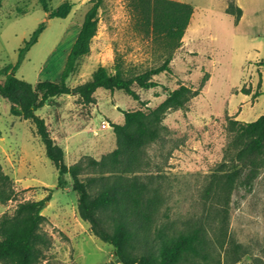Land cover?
<instances>
[{
  "label": "rangeland",
  "instance_id": "374dc122",
  "mask_svg": "<svg viewBox=\"0 0 264 264\" xmlns=\"http://www.w3.org/2000/svg\"><path fill=\"white\" fill-rule=\"evenodd\" d=\"M60 1L54 0V4ZM71 1L74 5L70 14L62 18L49 17L38 0H0V70L18 61L25 39L42 21H47L16 74L33 85L44 80L58 81L91 6L90 0ZM180 1L195 6L192 29L174 52L172 72L154 78L171 89L185 84L199 93L185 107L165 114L163 132L144 148L138 171H124L122 162L114 173L124 180L135 176L141 182L160 187L165 201L158 218L179 220L178 226H182L180 220L184 218L207 214L212 200L206 201L203 192L212 173L224 162L228 170L231 167L234 133L229 130L227 116L235 118L228 111L240 103L239 96L231 97V90L251 75V70L241 65L243 46L233 49L229 43L228 30L237 17L236 0ZM128 2L104 0L90 52L80 59L77 70L68 79L72 89L90 81L100 65L113 70L116 58L135 72L164 60L165 52L159 42L136 28ZM253 70L255 75L258 70L254 67ZM3 79L0 73V81ZM134 88L140 94L139 100L122 90L98 88L93 101L78 94H62L37 110L64 148L68 165L85 162V156L100 160L113 151L118 143L112 123H124L123 110L149 111L168 97L162 86L143 89L134 84ZM260 113L264 114V93L249 120L253 121ZM103 120L109 121L110 127L102 129ZM0 163L13 178L15 187L12 199L0 201V217L12 213L22 201L50 196L42 211L45 220L41 229L52 236L53 244L38 264H107L115 259L117 252L113 245L98 238L90 223L81 218L78 193L70 174L65 175L67 185L58 187V170L47 156L34 124L12 114L11 102L4 96L0 97ZM94 171L90 168V174L98 175ZM243 172L244 176L250 172L248 162L243 165ZM86 176L83 174V178ZM116 216L117 212H108L111 224ZM228 232L227 250L235 242L242 244L245 252L235 264H256V257L264 261V161L250 185L239 184L232 191ZM222 251L228 256L226 250Z\"/></svg>",
  "mask_w": 264,
  "mask_h": 264
},
{
  "label": "trees",
  "instance_id": "16d2710c",
  "mask_svg": "<svg viewBox=\"0 0 264 264\" xmlns=\"http://www.w3.org/2000/svg\"><path fill=\"white\" fill-rule=\"evenodd\" d=\"M49 17H67L74 3L71 0H38ZM79 34L68 54L61 78L44 80L36 85L17 76L16 72L30 48L46 28L42 21L19 50L15 64L4 66L0 73V97L11 102L14 115L29 119L41 137L47 156L58 170V187H65L66 174H70L78 193L79 214L91 225L92 232L101 240L113 245L122 264H235L240 262L242 244L235 243L227 250L229 203L232 191L239 184L250 185L264 161V114L253 121H240L227 116L228 127L234 133L230 152L232 164L224 162L204 189L205 200L211 199L210 209L203 217L190 216L180 220L161 221L159 214L165 198L160 187L141 182L138 177L123 179L114 175L125 162L124 171L136 172L142 166V152L163 132V119L171 109H180L199 93L198 89L182 84L171 89L154 78L160 73H171L174 52L182 46L183 37L190 25L195 6L180 0H129L136 28L158 41L165 52L157 66L135 72L116 58L113 70L100 65L87 83L72 89L69 77L77 70L80 59L90 52L91 42L98 30V12L104 0H90ZM28 7V6H27ZM21 11V8L17 10ZM233 13V9L228 8ZM238 21L242 9L236 5ZM21 13V12H20ZM150 89L162 86L168 97L156 108L123 110L124 123H112L118 146L100 160L85 156L86 161L68 165L65 150L55 140L44 117L37 110L54 97L78 94L86 101L94 100L98 88L122 90L140 99L134 88ZM249 163L250 172L244 176L243 165ZM93 168L98 175L90 174ZM227 168V169H226ZM110 171L112 174L107 175ZM83 174H88L83 178ZM15 195L14 180L0 163V201L7 202ZM50 196L40 200L18 203L12 213L0 217V263L38 264L45 251L53 244L52 236L42 231L45 220L42 213ZM117 212L111 224L108 212ZM228 256H224L222 250ZM226 253V254H227ZM226 257V258H225ZM228 257V258H227ZM230 259V260H226ZM256 264L264 261L256 257Z\"/></svg>",
  "mask_w": 264,
  "mask_h": 264
},
{
  "label": "crops",
  "instance_id": "0c3cea01",
  "mask_svg": "<svg viewBox=\"0 0 264 264\" xmlns=\"http://www.w3.org/2000/svg\"><path fill=\"white\" fill-rule=\"evenodd\" d=\"M236 3L241 7L242 15L238 21L231 22V29L228 30L231 33L229 43L233 49L243 46L241 65L243 69L251 70V75L249 79L243 77L239 85L232 87L231 97L239 96L240 103L228 112L235 119L248 122L251 121L249 118L255 104L264 93V0H236ZM193 16L184 40L188 36L187 31L192 29ZM253 67L258 70L255 75ZM260 115L261 113L255 119Z\"/></svg>",
  "mask_w": 264,
  "mask_h": 264
},
{
  "label": "water",
  "instance_id": "95a60500",
  "mask_svg": "<svg viewBox=\"0 0 264 264\" xmlns=\"http://www.w3.org/2000/svg\"><path fill=\"white\" fill-rule=\"evenodd\" d=\"M118 262H121L118 254L116 253L115 259H111L109 263L107 264H117Z\"/></svg>",
  "mask_w": 264,
  "mask_h": 264
},
{
  "label": "built area",
  "instance_id": "2783aa9c",
  "mask_svg": "<svg viewBox=\"0 0 264 264\" xmlns=\"http://www.w3.org/2000/svg\"><path fill=\"white\" fill-rule=\"evenodd\" d=\"M107 127H110V123H109V121H107V120H103V121L101 122V128L103 129V128H107Z\"/></svg>",
  "mask_w": 264,
  "mask_h": 264
}]
</instances>
